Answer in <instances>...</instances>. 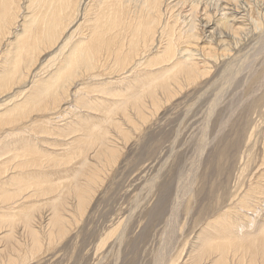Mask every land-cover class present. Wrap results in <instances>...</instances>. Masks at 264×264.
Returning <instances> with one entry per match:
<instances>
[{"label": "bare ground", "instance_id": "obj_1", "mask_svg": "<svg viewBox=\"0 0 264 264\" xmlns=\"http://www.w3.org/2000/svg\"><path fill=\"white\" fill-rule=\"evenodd\" d=\"M91 1L0 0V48L4 46L0 58V131L5 132L6 127H10V131L2 135L4 139L0 138V200H11L10 204L8 201L6 203L12 209L14 204L11 203H22L19 204L18 214L17 211H0V228L10 218V223L14 224V217L19 215L20 223H24L26 228H23L28 229V235L33 236L37 246L43 238L63 235L66 232L68 212L85 210L92 196L90 192L99 185L102 173L121 151L118 141L131 136V128L135 127L137 120L145 117L144 113L151 107L160 106L164 100L175 94L177 88L179 91L184 85L182 82L193 83L205 78L211 70L209 61L218 56L217 48L220 49V55H225L231 50L230 42L233 40L235 46L239 43L237 38H240V33L249 30H244V19L236 18L235 10L226 11L219 6L222 0H177L175 4L168 0V4L172 3L167 4L170 11L176 4L181 6V3L184 5L187 2L190 13L182 16L187 18H181L180 25L177 19L181 13H178V18L176 14V19L162 20L165 10L159 9L167 0ZM200 4L203 6L202 12L199 10ZM209 7L215 10V17L211 15L213 12ZM21 9L24 10L23 14H20ZM256 9V17L252 16L249 21L254 27L253 30L263 32L264 8ZM173 15L174 12L172 18ZM200 16L203 18L200 19ZM211 17L215 18V25L209 30L219 34V43L215 41L218 47L213 46L212 37L209 38L211 42H200L205 37V27H208L207 20L204 19ZM202 22L204 25H201ZM14 27L19 29L12 31ZM228 40L229 44L226 43ZM181 43L184 46L177 48ZM260 46L256 45V49L262 50L263 45L261 48ZM194 47L195 50L199 49V53L192 52ZM261 50L264 53V48ZM48 52L51 55L41 65V72L38 74L37 71L38 75L35 78L33 76L29 87L23 88V83H26L33 67L41 63V58L48 55ZM254 58L256 59L252 57ZM255 65L251 67L255 68ZM101 66H104L102 68L105 76L98 79V70H103L99 69ZM229 71L228 75L225 71L223 75L231 76ZM125 73L128 74L120 76ZM114 74L117 77L107 80V77L113 78ZM223 81L226 86L225 80ZM75 83H80L81 86L78 84L80 87L72 90V107L69 105L71 108L67 111L64 107L66 112L63 116L60 105L72 95L70 89ZM17 86L21 87L15 91ZM3 95L5 98H2ZM210 100L214 101L212 98ZM210 104L208 108L212 106ZM215 104L217 105L214 102L213 106ZM56 113L59 114L56 116L58 119L53 118ZM21 118H28L25 120L28 123L20 121ZM59 118L62 120L60 124L55 121ZM14 122L19 123L15 126ZM13 126L14 129H11ZM31 130L34 134L29 133ZM18 131L19 134L13 133ZM8 135L14 139L8 140ZM261 138L262 162L257 172L250 174L253 179L249 181L246 190L240 193L236 202H229L228 208L222 210L220 215L206 222L204 226L201 225L203 227L191 240V247L188 245L186 259L181 264H264V133ZM205 145L204 143L203 146ZM250 162L242 165V172L251 171ZM55 175L57 177L54 179ZM66 180L70 182L60 188L48 187ZM41 196L47 198L43 205L52 212L46 226L44 225L45 232H41L40 227L35 229L37 221L33 209L38 207ZM6 203H3L4 206ZM160 261L161 257L157 263Z\"/></svg>", "mask_w": 264, "mask_h": 264}, {"label": "rangeland", "instance_id": "obj_2", "mask_svg": "<svg viewBox=\"0 0 264 264\" xmlns=\"http://www.w3.org/2000/svg\"><path fill=\"white\" fill-rule=\"evenodd\" d=\"M83 1L86 3L91 0ZM170 1H174L173 4H175L177 0ZM164 3L163 7L160 5L159 9L165 10L164 13L161 11L164 14V16L161 14L164 21L176 19V14L178 18L181 13L177 19L180 25L181 20L187 18L182 16L190 13V9L186 5L187 2L184 4L185 7L182 3L181 6L180 4L175 5L176 7L180 6L177 7L179 11L176 10V7L170 11L168 5H172V3L168 4V0ZM219 6L224 7L226 11L235 10L237 12L236 18L244 19L243 28L244 30L249 28V30L245 31L247 33L243 32L244 30L241 31L243 32L240 33L242 40L238 36L237 43L241 44L238 43L239 45L233 46L232 40L230 43L233 47H229L231 50L223 56L220 55V49L217 48L216 54L220 58L217 56L215 60L209 61L211 70L205 78L202 77L201 80H197L198 82H190L191 84L182 82L184 85L181 83L182 87L179 91L177 88L175 94L164 100L160 106L151 107L144 113L145 117L137 120L135 127L131 128V136L128 139L120 137L121 140L118 142L119 146L121 145V151L112 163L113 165L110 164L102 173V180L99 185L93 192H90L92 196H90V201L88 200L85 210L83 212L75 210L68 212L66 217L67 229L65 228L67 233L64 231V236L57 234L47 239L43 238L42 242L38 243L40 245L37 246L32 239L33 236L28 235V229L23 228L24 223H20L21 216L16 215L14 217L16 222L14 224L10 223L12 218H7L9 222L6 221L5 226L0 228V264H181L186 259L185 254L188 245L191 247V240L196 236L198 230L206 222L220 215L222 210H226L229 202L237 201L238 196L246 190L253 179L250 174L257 172L263 156L261 137L264 133V126H262L264 125V89L260 88V90L259 87H264V57L261 56L264 48V38L261 39V37H264V30L263 32L258 29L253 30L254 27L250 23V18L256 17V8H264V0H222ZM202 9L203 6L201 5L199 10L202 12ZM211 9L212 7H209V10ZM21 10L20 14H23L24 10ZM214 11L211 10L212 16H216ZM201 18L203 17L200 16ZM18 20L20 21V18ZM206 20L208 27H205V37L199 33L200 37H203L200 38V42L213 40L214 45H212L215 47V44L219 43V34L211 32L215 25V18H205L204 21ZM201 25H204V22ZM216 28L218 31V27ZM14 29H19V27H14L12 31H15ZM244 33L246 36L243 35ZM158 39L157 37V43ZM243 40L245 41L243 42ZM256 40L261 46L263 45L262 50L260 49L262 53L256 49L258 48L256 45H259ZM234 42L236 41L234 40ZM226 43L229 44V40ZM180 46H184V43L179 44L177 48ZM0 49L1 58L4 46ZM246 51L250 53L247 52V55L251 56L248 55L246 58ZM49 52L48 55L46 54L41 58L43 60L41 63L38 62L39 64L33 67L31 74L29 73L26 79L27 81L25 80L27 84L23 83V88L25 86L28 88L33 76L35 78L41 72V65L51 55ZM51 52L53 53V51ZM192 52L199 53V49L195 50L194 47ZM252 57H256V59H252ZM244 60L246 61L244 62ZM229 63L233 64L232 67ZM254 64H256V69L253 68L254 66L251 67ZM102 67L104 66L99 67V69ZM227 69L228 71L231 69L229 75L235 79L226 76L228 75ZM223 72L226 75H223ZM98 73V79L105 76L104 69L98 70ZM127 74L120 76L123 77ZM112 76L114 77H107V80L117 77L115 74ZM222 78L225 80L226 86H224L223 80L222 85ZM78 84L81 86L80 83ZM78 84L73 85L70 89L72 95L60 105L63 116L72 107L73 101L71 99L74 98L72 90L80 87ZM20 87L17 86L15 91H18ZM220 91H222L221 95ZM252 91H255L254 94L249 96L248 94H251ZM218 96L221 97L218 98ZM2 98H5L4 95ZM210 98L214 101H211ZM216 99L217 101H215ZM214 102L217 105L213 106ZM209 104L212 105L210 108H208ZM63 108H67L66 111ZM209 109L213 110L210 111ZM53 116L55 119L59 114L56 113ZM57 117L56 119H58ZM25 120L21 118L20 121L25 122ZM55 121H59V124L62 123L61 118ZM19 122H14V125L16 126ZM8 127H6L7 132L10 131V127ZM12 128L14 129V126ZM5 132L0 131L1 139H4L2 135ZM13 133L19 134L20 131ZM29 133L34 134L32 130ZM11 137L8 135L7 139H14ZM204 143L207 146H203ZM200 156L201 158H199ZM248 161H251L249 163L251 171L242 172V165ZM56 177L55 175L53 178ZM68 182L70 181L66 180L48 187L60 188L61 185ZM41 198L42 196L40 201L37 200L39 203H37L38 207L35 206L36 210L33 209L37 221L35 229L40 227L39 230L45 232L46 228L44 229V227L50 218L49 214L52 212L45 204L43 205L47 198ZM6 202L10 204L11 200L5 199L2 203L0 202V211L13 213L17 211L16 214H18L22 203L19 201L18 204L17 202L11 203L14 204L12 209L8 207L9 204ZM3 203H6L5 206ZM40 205H42V210ZM72 205L74 204L72 203ZM40 220H43V223ZM24 227L26 228V226ZM162 254L163 256H161ZM160 257L162 261L157 263Z\"/></svg>", "mask_w": 264, "mask_h": 264}]
</instances>
